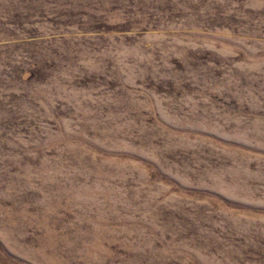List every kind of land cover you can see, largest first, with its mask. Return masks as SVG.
Returning a JSON list of instances; mask_svg holds the SVG:
<instances>
[{"label": "rangeland", "instance_id": "obj_1", "mask_svg": "<svg viewBox=\"0 0 264 264\" xmlns=\"http://www.w3.org/2000/svg\"><path fill=\"white\" fill-rule=\"evenodd\" d=\"M0 264H264V0H0Z\"/></svg>", "mask_w": 264, "mask_h": 264}]
</instances>
